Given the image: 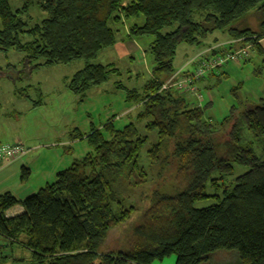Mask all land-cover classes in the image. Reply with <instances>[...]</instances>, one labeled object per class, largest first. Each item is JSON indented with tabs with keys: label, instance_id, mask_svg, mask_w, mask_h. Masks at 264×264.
<instances>
[{
	"label": "trees",
	"instance_id": "1",
	"mask_svg": "<svg viewBox=\"0 0 264 264\" xmlns=\"http://www.w3.org/2000/svg\"><path fill=\"white\" fill-rule=\"evenodd\" d=\"M23 1L14 12L10 0H0V52L23 54L35 68L83 61L67 85L74 94L120 75L112 65L93 63L122 40L119 24H129L128 37H152L147 52L153 69L141 91L117 83L126 102L141 108L135 123L117 130L112 118L102 130L74 135L91 150L60 170L54 182L24 200L0 194V248L22 246L30 252L29 264H152L170 256L176 264H214L219 253H233L234 264H264V97L258 105L232 107L220 125H213L204 116L210 104L203 108L175 89L161 91L177 72L173 60L179 46H199L214 32L226 33L236 43L213 49L212 55L250 46L243 62L256 56L254 73L264 74V0ZM32 6L47 17L29 27L22 17ZM138 123L157 136L146 152L151 166L169 156L171 144L177 179L184 181L181 190L155 191L142 213L126 205L129 191L146 186L139 161L148 137L140 134ZM223 135L228 141L222 145L218 139ZM247 135L260 145V157ZM236 165L246 171L234 176ZM208 199L214 203L196 207ZM16 205L24 212L7 217ZM129 226L127 249H112L110 236ZM15 259L14 264L25 263ZM8 261L0 253V262Z\"/></svg>",
	"mask_w": 264,
	"mask_h": 264
},
{
	"label": "rangeland",
	"instance_id": "2",
	"mask_svg": "<svg viewBox=\"0 0 264 264\" xmlns=\"http://www.w3.org/2000/svg\"><path fill=\"white\" fill-rule=\"evenodd\" d=\"M23 2L10 0L11 10H18ZM46 17L45 12L32 6L29 13L22 18L30 27ZM117 28L118 39L124 40L125 46L128 47H125L123 52L118 44L105 49L93 63L112 65L120 71V75H110L107 83L91 88L83 95H76L67 87L72 76L84 67L83 61L35 68L34 65L24 62L23 54L15 51L0 52V143H21L29 150L25 157L4 167L0 172V194L10 192L17 199L24 200L46 184L54 182L60 170L68 168L74 159L85 156L91 150L85 139L73 140L74 135L80 133L86 137L93 129L102 130L112 118L117 130L128 123H135L141 108L126 102V92L118 88L117 83L120 81L127 88L134 87L141 91L142 85L150 79L153 69L152 58L147 52L152 37H128L125 32L129 29L128 23L119 24ZM210 36L211 34L207 37ZM213 36L220 39L222 34L216 32ZM202 45L203 41L199 46L193 47L181 44L173 60L174 68L182 67L187 58L195 57L204 48ZM131 53L132 58H129ZM258 64L259 60L255 57L248 64L243 61L239 64L228 63L218 72L224 73V76L222 73L215 77L208 76L205 82L197 85L199 91L196 94H184L189 101L200 104V107L204 108L210 104L204 116L213 125H220L230 114L232 107L238 108L239 104L244 102L258 105L264 97V74L257 76L254 73ZM38 100L42 103L34 106L33 103ZM143 125L138 123L137 127L142 136L148 137L139 161L140 166L146 170V186L129 191L131 196L126 204L135 206L139 213L150 206L155 191L165 193L184 188V181L177 179L178 165L170 155L171 144L167 153L169 156L164 154L160 164L151 166L146 152L156 143L157 136L154 132H145ZM229 130L230 127L226 131ZM227 141L226 135L218 139L222 145ZM247 143L252 144L255 155L260 157L261 147L258 142L247 135ZM23 168L28 171L24 172ZM245 171L246 168L236 165L234 176ZM208 192L212 194L211 191ZM213 203V199H208L198 203L196 207L205 208ZM134 223L136 225L139 222ZM129 229L130 226L122 228L110 236L112 249L117 246L123 250L127 249L132 240ZM112 240L116 243L113 244ZM0 253L9 257V261L4 264H14V261L18 260L15 258L24 259V264H29L31 260L30 252L17 244L12 248H0ZM234 263L235 258L232 257L229 260L214 262ZM152 264H176V257L156 260Z\"/></svg>",
	"mask_w": 264,
	"mask_h": 264
},
{
	"label": "built area",
	"instance_id": "3",
	"mask_svg": "<svg viewBox=\"0 0 264 264\" xmlns=\"http://www.w3.org/2000/svg\"><path fill=\"white\" fill-rule=\"evenodd\" d=\"M213 48H209L194 57V70L185 75L186 72L178 71L167 79L161 91L175 89L182 94H196L198 91L197 84L204 79L209 73L214 72L228 63L239 64L245 61L251 51L250 46L239 48L222 54L212 55ZM28 150L21 143L0 144V170L15 161L22 159L28 154Z\"/></svg>",
	"mask_w": 264,
	"mask_h": 264
},
{
	"label": "crops",
	"instance_id": "4",
	"mask_svg": "<svg viewBox=\"0 0 264 264\" xmlns=\"http://www.w3.org/2000/svg\"><path fill=\"white\" fill-rule=\"evenodd\" d=\"M127 30H128V28H127ZM126 32V34H127V36H128V31H125ZM216 32H214V33H212L211 34V36L210 37H207V39L205 40H202L203 41V43H204V45H202L204 48H202V50H200V52L199 53H202L203 51H205V50H207V49H209V48H213V49H215V50H220V49H223L224 47H227V46H229L230 44H233L234 43V41L233 42H231V41H229V36L226 34V33H222V32H218V33H221L222 34V36H221V38L219 39V38H217V37H215V36H213L214 34H215ZM131 38V37H130ZM212 38V39H211ZM125 41L124 40H120V41H118L117 42V46H119V49L123 52V49H125V47H128V46H125ZM260 44H261V47L263 48V50H264V40H262V41H260ZM115 45V46H116ZM133 46H134V44H133ZM132 49V47H130V50ZM192 50H194V49H192ZM198 53V54H199ZM197 54V55H198ZM132 56V53L131 54H129V58ZM128 57H126V58H128ZM254 57L255 58H257L256 56H253V58L252 59H254ZM132 58V57H131ZM190 59V60H189ZM194 59V57L192 58V57H190V58H187V61H186V63H185V65H183L182 67H179V68H176V71L178 72V71H183V72H186L185 73V75H188L189 73H191L192 72V70H193V68L195 67V65L193 64L194 62H191L192 60ZM236 64V63H235ZM192 67V68H191ZM219 71H221V69H219V70H217V71H215V73L213 74V75H215V76H219V75H224V73H218ZM218 73V74H217ZM211 74V73H210ZM209 77H212V75H208ZM214 76V77H215ZM206 81V79L205 80H203V82H205ZM203 82H200V83H198L197 85H199V84H202ZM193 103V102H192ZM199 106H200V104H199ZM0 144H2V143H0ZM26 148V147H25ZM27 149V148H26ZM28 150V149H27ZM29 151V150H28ZM29 153V152H28ZM3 169H5V168H2L1 170H0V172H2V170ZM24 212V208L21 206V205H16V206H14L13 208H11V209H9L7 212H6V216L7 217H15V216H17V215H19V214H21V213H23ZM233 253H230V254H222V253H219V254H217V255H215L214 256V261H222V260H229L231 257H234V258H236V256L235 255H232ZM233 259V258H232Z\"/></svg>",
	"mask_w": 264,
	"mask_h": 264
},
{
	"label": "bare ground",
	"instance_id": "5",
	"mask_svg": "<svg viewBox=\"0 0 264 264\" xmlns=\"http://www.w3.org/2000/svg\"><path fill=\"white\" fill-rule=\"evenodd\" d=\"M234 43H236V41L234 40ZM225 67V66H224Z\"/></svg>",
	"mask_w": 264,
	"mask_h": 264
}]
</instances>
